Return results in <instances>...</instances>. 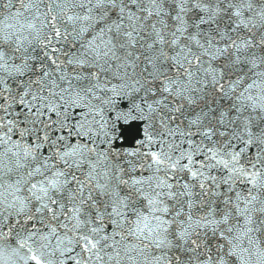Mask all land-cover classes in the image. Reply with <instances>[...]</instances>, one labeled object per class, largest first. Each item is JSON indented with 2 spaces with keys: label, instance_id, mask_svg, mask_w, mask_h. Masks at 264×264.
Returning <instances> with one entry per match:
<instances>
[{
  "label": "snow or ice",
  "instance_id": "obj_1",
  "mask_svg": "<svg viewBox=\"0 0 264 264\" xmlns=\"http://www.w3.org/2000/svg\"><path fill=\"white\" fill-rule=\"evenodd\" d=\"M0 264H264V0H0Z\"/></svg>",
  "mask_w": 264,
  "mask_h": 264
}]
</instances>
